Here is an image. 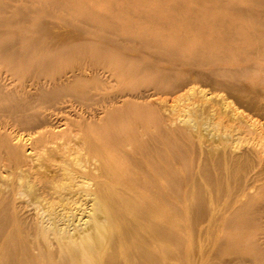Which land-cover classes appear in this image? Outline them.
I'll return each instance as SVG.
<instances>
[{
  "label": "bare ground",
  "instance_id": "1",
  "mask_svg": "<svg viewBox=\"0 0 264 264\" xmlns=\"http://www.w3.org/2000/svg\"><path fill=\"white\" fill-rule=\"evenodd\" d=\"M219 1L220 5L207 6L242 10L250 18L258 15L252 9L264 8V0ZM183 5L180 1L173 8ZM2 7L5 8L0 5V12ZM38 7L34 11L59 21L44 18L34 27L27 26L37 32L28 43L18 46L16 43L25 37L17 34L0 43V53L10 51L7 58L0 60V264L176 263L185 229L183 195L190 196L191 205H196L192 219L201 221L209 211L208 187L212 192L219 191V198L220 192L229 189L248 194V188H264V150L257 152L255 146V150L235 154L232 146L230 152L203 158L197 171L195 167L183 171L181 142L187 137L181 130L168 129L167 117L159 113L164 106L161 103L167 105L169 98L187 87L192 93H201L203 101L210 100L213 97L209 99L205 89L191 86L200 81L214 90L227 91L239 106L264 119V86L238 79L233 68L223 75L217 70L221 67L207 71L199 68L263 60L264 18L253 22L243 17L251 23L245 31H239L241 20L239 25L229 26L225 34L214 33L211 41L195 43L194 49L189 50L184 44L187 38L177 35L165 43L162 37L148 32L139 39L133 33L123 38L105 35L101 31L105 26L99 25L95 30V23L84 26L50 14L47 5ZM190 10L189 17L171 23L182 20L183 24H193L190 17L199 11L196 7ZM29 13L21 9L18 15H0V25L22 21ZM60 22L80 34L92 33L106 42H115L127 51L118 53L103 46L90 51L78 42L77 33L56 30ZM221 37L226 42L210 52L205 50L221 42ZM75 41L89 48L84 57L75 54L74 60L55 64L57 55L46 54L50 48L58 53L63 49L71 52L69 48ZM246 44L251 48L247 49ZM234 45L237 46L230 50ZM145 49L169 67L163 70L147 61L132 63L140 59L138 52ZM176 66L187 68L176 73ZM140 69L155 76L138 84L134 78ZM191 96L193 99L194 93ZM216 108L217 115H222L223 111ZM245 111L243 114H247ZM101 113L107 131L97 133L94 125L100 124L97 118ZM247 117L242 121L257 129L260 117ZM195 171L204 178L207 188L204 182L191 181ZM11 173L15 179L7 181L5 175ZM257 181L262 182L258 185ZM261 223L250 225L264 234ZM236 241L235 246L240 247L241 238ZM242 246L251 248L253 256L264 264L263 240L243 241Z\"/></svg>",
  "mask_w": 264,
  "mask_h": 264
},
{
  "label": "rangeland",
  "instance_id": "2",
  "mask_svg": "<svg viewBox=\"0 0 264 264\" xmlns=\"http://www.w3.org/2000/svg\"><path fill=\"white\" fill-rule=\"evenodd\" d=\"M180 1H183L184 5L180 6L179 9H174L173 6L176 4H180ZM219 2V0H204L203 2H201L200 0H0V5L3 4L5 6V8L2 7V12H0V15H18L17 13L21 9L30 12V16L22 19V21L12 22L8 26L0 25V43L11 40L12 38H14L15 34H17L18 37H25V39L22 40L21 43H16L18 46L28 43V41L35 37L37 32L30 31L29 29H27V26L34 27L37 22L44 18L48 20H54L56 22L59 21V19L51 17L50 15L44 16V14L41 15V13L36 12L37 10H39L38 5L40 4V6L47 5L50 14L57 15L60 18H69L72 21L77 22L78 24H83L84 26L87 24L88 27L90 25H94L95 23V30L99 27V25L105 26L106 28L101 30L105 35L116 37L118 36L123 38L126 37L129 33H133L136 39H139L148 32V35H158L162 37L164 39V43L167 42V40L171 37L177 35L179 36V38L183 37L182 39L187 38V42H184V44H186V49L188 48L189 50H191L194 49V46H196L195 43H198V45H200L204 41H211L213 39L212 36L214 35V33L223 35L225 34V31L229 26L230 28H233L237 24L239 25L241 20L243 21V24L242 26H239V31L243 32L247 27L250 26L251 23L248 20L247 21L249 23L246 22L244 19H248L250 17H246L244 15L245 13L242 10H234L229 7H222V9L210 8L212 5H220ZM207 5H210V7ZM18 7H20L21 9H17ZM192 7H196L199 11L197 12L195 10L190 17L192 18L193 24H183L181 22L182 20L180 22L175 21L174 24L171 23V20H180L189 17L191 12L190 9ZM35 9L36 11H34ZM252 12L258 14L255 17L253 16V18H250L253 22L254 19L264 18V8L261 10L252 9ZM154 17H156L155 20ZM223 18L229 20L224 22V20H221ZM89 21H91L92 23L89 24ZM55 29L61 32L64 31L63 33L69 32L71 34V31L77 33L80 39H77L79 40L78 42L83 45L85 44L86 47L90 48V51L96 49L99 50L102 48V46L106 49L118 53H124L127 51L125 47L118 45L115 42H106L99 36L93 35L92 33L83 32L82 34H80L79 31L71 29L67 24L63 22H60L58 26L55 27ZM77 34L74 35L77 36ZM220 39L222 40L221 42H218L213 46H209V48H206L205 50L210 52L213 50V48H217L218 46L222 45L223 42H226V39L222 37ZM75 42L76 43H72L71 48H69L70 50H72L71 52H67V49H63V52L58 53V51H56L55 49L50 48L46 50V54L57 55L55 64L66 61L70 62L75 59V54L84 57L87 52H89V48L86 49L85 47L78 45L79 43L77 41ZM79 46L83 48H81L80 50ZM235 46L237 45L230 46V50ZM237 48L238 51L241 50V47ZM246 48L249 49L251 47L247 46L246 44ZM75 49H77V52L74 51ZM134 53L135 52H133V54ZM8 54H10V51L0 53V60L3 58H7ZM138 54L140 55V59H134L132 63L137 64L138 61H147L153 63V65H155L157 68L163 70L169 67V64H167L166 61L156 58V56L153 55L150 50L148 51L145 49L138 52ZM263 60L260 59L255 63H252V61H237L232 63L223 62L215 63L207 67L199 66V68L207 71L209 70V68L215 69L217 67H221L220 69H217L220 75H223V73L228 74L232 72L233 68L236 69V71L233 73L237 75L238 79H242L247 84L264 86ZM245 67H247V69H245ZM185 68L187 67L176 66L173 71L176 73H181L185 70ZM154 76V74L140 69L137 70L134 81H139L138 84H140V80ZM170 78L174 77L171 76ZM191 86H196L195 88L197 89H205L206 92L209 93V99L211 96L213 97L211 99L215 102L211 99L208 101H203L202 97L200 96L201 93L197 92V95L195 94V92H193L194 98L192 99L191 95H193V93L191 90L189 91L188 87L171 97L173 99L175 97L174 101H172L173 99L169 98L168 101H171L172 103L170 102L165 105L164 103L158 102V104L161 103L162 105H164L163 108L160 109L159 113L167 117L166 126L168 127V129L174 131L181 130L187 137V139H184V141L182 140L181 142L184 148L182 164L183 171L188 170L189 172L191 167H195V170L197 171L196 166L203 160V158H206V156H210L211 158H213L219 155L217 153L223 154L224 152H227L226 150L230 152L232 146L233 149L238 148L237 151L236 149L234 151H231L233 153L237 152L235 154L242 153V150L245 151V149L252 151L258 148L256 150L257 152L259 150H264V148H262V146H264V143L262 144V141H264V130H262L264 128V119H262V117L256 115L253 111H249V109H247L246 107L243 108L242 105V107L239 106L240 103L236 100V98L234 97L235 100H233V96H231L225 90H214L213 87L206 85L200 81ZM211 88H213V90ZM218 92L220 93V96H218ZM215 93L217 97L215 96ZM222 95L223 97L226 96L223 100H221L223 98L221 97ZM176 96L178 97L176 98ZM197 98L199 99L197 100ZM175 101L179 102L176 103ZM216 102L217 104H215ZM203 103H206L208 105H205L204 107L202 106ZM209 104L212 106V108L214 107L213 110L209 108L211 107L209 106ZM216 107L219 108V112L223 111V113L220 112L222 115H217L216 112H218V109ZM238 107L240 108L237 109ZM205 108H208L209 112L205 111L207 110ZM202 110L204 111L202 112ZM224 111H227V114L230 116H228ZM238 111H240V113L242 111H245L247 113H244L246 117L251 115L254 118L256 117V120L260 117L258 121H262V124H259L260 122H258L256 124L257 129L250 125V127H248V124L245 121H242L244 120L243 117L245 115L243 114V112L241 114H238ZM215 114L217 116L220 115V117L216 116L215 118ZM233 114L234 117L236 116V119L233 117ZM153 116L155 115L153 114ZM209 116L211 117V119ZM237 116L239 117V119ZM102 117V113L99 114L97 120H100V124L97 123V125H94L97 126L96 128H94L97 133L107 131V129H105L104 125L102 124ZM228 117L231 121L228 119ZM212 118H214V120L216 119L215 122L217 121V124L210 123L214 121ZM224 120L226 121L224 122ZM236 123L240 127L237 126ZM258 125H262V128L260 127L259 130ZM257 130L260 131L261 134L257 133ZM256 143H258V145ZM250 144L252 145L250 146ZM255 146L257 148H255ZM196 171L193 173L194 175H192L191 181L196 179L199 182L205 183L204 178L200 173ZM5 176V178L8 179L7 181L15 179V176L12 173ZM260 182L262 181H257L256 183L259 185ZM205 186L207 188L206 183ZM188 187H190V185ZM190 188L193 187L191 186ZM208 188L206 199L209 211L207 216L201 221L192 219L193 211L195 210L196 205H191L192 201L190 196H187L185 194L183 195V205L181 206L183 207L186 214L183 222L185 224V229L182 232L183 239L179 254L180 257L179 260L174 264H263V260L258 259L256 256H253V250L251 248L242 246V243L243 241L246 242L250 240L264 241V234L259 229L257 230L255 228H252L253 226L250 225L258 223L260 221H262V226L264 224V188L253 190L248 188V194L239 191L235 192L233 189H229L226 192H220V198L217 197V193L219 191L213 190L212 192ZM192 191L193 190H191V192ZM234 202H236V204H233ZM28 209H32V207L28 206ZM239 237L242 240L239 245H241L242 247L235 246V243H238L236 239ZM226 241L227 244H224V242ZM171 262L173 263V261Z\"/></svg>",
  "mask_w": 264,
  "mask_h": 264
}]
</instances>
